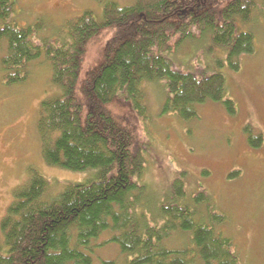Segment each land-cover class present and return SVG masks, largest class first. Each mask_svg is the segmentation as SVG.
<instances>
[{
	"label": "trees",
	"instance_id": "16d2710c",
	"mask_svg": "<svg viewBox=\"0 0 264 264\" xmlns=\"http://www.w3.org/2000/svg\"><path fill=\"white\" fill-rule=\"evenodd\" d=\"M103 4L102 18L86 10L67 21V34L57 43L39 37L34 26L16 22V0H0V72L5 83L25 82L29 64L45 54L51 82L59 89L42 100L38 114L43 158L50 166L76 173L98 170L87 181L67 185L52 200L44 199L49 180L31 170L28 181L14 190L13 203L0 223L4 238L0 264H95L92 241L107 231L127 264H241L233 238L215 227L226 215L215 212L206 190L189 196L183 179L177 178L159 203L156 218L149 219L140 210L147 186L137 179L144 176L146 158L136 149V132L109 106L121 98L139 117L147 118L144 85L155 82L166 94L160 115L175 113L192 121L198 118V107L209 101L222 103L228 114L236 115L237 106L227 96V76L220 69L237 71L241 58L255 53V34L242 26L252 22L257 8L264 18V3L105 0ZM104 34L110 38L98 51L102 61L82 79L85 58ZM201 40L210 43L207 53L213 55V63L186 67L179 62L180 52ZM244 128L251 147L260 148L262 133L255 134L250 124ZM177 232L189 233V246L166 245ZM103 264L117 263L113 259Z\"/></svg>",
	"mask_w": 264,
	"mask_h": 264
},
{
	"label": "rangeland",
	"instance_id": "374dc122",
	"mask_svg": "<svg viewBox=\"0 0 264 264\" xmlns=\"http://www.w3.org/2000/svg\"><path fill=\"white\" fill-rule=\"evenodd\" d=\"M104 1L16 0L14 19L21 26H34L39 37L58 43L67 34L66 22L84 11L93 10L97 18H102ZM242 27L254 32L255 53L243 56L237 71L227 66L220 69L227 76V96L237 106L236 115L228 114L222 103L210 101L198 107V118L192 121L175 113L160 115L166 94L162 84L155 82L144 85L147 118L139 117L121 98L109 109L136 132V149L145 155L147 167L137 181L147 186L139 204L147 218L157 217L159 203L169 194L172 183L182 178L187 195L193 197L206 190L215 212L226 215L224 221H216L215 227L233 238L241 264H264V142L260 148L251 147L244 128L250 124L255 134L261 132L264 137V18L260 8L253 13L252 22ZM109 38L104 34L86 56L82 79L102 61L98 51L105 48ZM209 44L201 40L197 45H187L184 54L178 56L179 62L186 63V67L213 63V55L207 53ZM29 67L30 76L25 82L9 85L0 72V223L13 203L14 190L28 181L31 170L49 180L45 200L55 199L67 185L87 181L98 172L64 170L50 166L43 158L36 126L38 114L42 100L59 93V89L51 82V65L45 54ZM205 210L201 207V212ZM203 215L208 222V215ZM111 236L110 231L103 232L92 241L95 264L113 259L117 264H127L126 255L109 241ZM189 237V233L177 232L166 245L184 248L191 243ZM3 239L0 224L1 249Z\"/></svg>",
	"mask_w": 264,
	"mask_h": 264
}]
</instances>
